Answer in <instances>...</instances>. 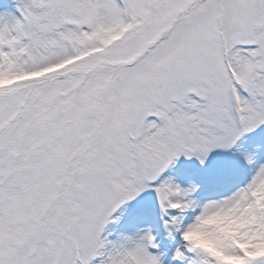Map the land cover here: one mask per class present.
<instances>
[{
  "label": "snow or ice",
  "instance_id": "6c2138e0",
  "mask_svg": "<svg viewBox=\"0 0 264 264\" xmlns=\"http://www.w3.org/2000/svg\"><path fill=\"white\" fill-rule=\"evenodd\" d=\"M0 264H264V0H0Z\"/></svg>",
  "mask_w": 264,
  "mask_h": 264
}]
</instances>
